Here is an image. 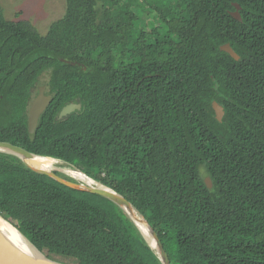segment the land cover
I'll return each instance as SVG.
<instances>
[{
  "label": "trees",
  "instance_id": "16d2710c",
  "mask_svg": "<svg viewBox=\"0 0 264 264\" xmlns=\"http://www.w3.org/2000/svg\"><path fill=\"white\" fill-rule=\"evenodd\" d=\"M66 2L45 35L0 5V75L11 69L0 82L28 86L51 65L57 92L34 137L19 113L0 118V140L65 160L123 194L172 264H264V0ZM225 42L240 60L221 50ZM77 95L82 110L56 121ZM213 99L226 108L223 122ZM0 214L67 264H162L114 202L3 152Z\"/></svg>",
  "mask_w": 264,
  "mask_h": 264
},
{
  "label": "water",
  "instance_id": "95a60500",
  "mask_svg": "<svg viewBox=\"0 0 264 264\" xmlns=\"http://www.w3.org/2000/svg\"><path fill=\"white\" fill-rule=\"evenodd\" d=\"M234 5L236 7V10L231 13L235 18L242 21L243 18L241 15V6L239 3H234ZM220 48L221 50L228 52L234 59L240 60L241 58L240 54L234 49V47L231 45L230 42H225L221 44ZM59 60H61L62 62L72 64V65H80L84 69H86V65L77 60H71V59H67L64 57H60ZM41 86H45V85H43L40 81H38L37 84L35 85V87H41ZM51 100H52V97L45 95L43 91H41L40 94L31 102L30 107H29V118H28V131L31 137L35 136L38 126L40 124L41 117L43 113L46 111V109L48 108L49 104L51 103ZM212 107L215 111V118L218 121L223 122L224 116L226 114V108L224 104H222L216 99H213ZM81 108H82L81 103H76L73 100L67 101L58 110L55 120L61 121V120L67 119L73 112L80 111ZM0 152L15 155L19 157L20 159L23 160V162L26 165H28L33 170L41 174L48 175L64 185H67L74 189L88 191L94 194L101 195L105 198H108L109 200L114 202L117 206H119L129 216V218L133 221L136 228L138 229L142 237L145 239L147 244L151 247V249H153V251L159 258L161 263L162 264H172L169 258V255L164 247V244L162 240L160 239L158 233L154 229V227L150 224V222L145 217V215L141 213L138 210V208L123 194L119 193L112 187L107 186L100 180L90 177L83 171L78 170L76 168H71L68 166H64V167L57 166L55 169H44V168L34 167L33 165L27 162L28 158L43 157V158H52V159L57 160L59 163L70 165V163L65 160L55 158V157L36 154L26 149L23 146H20L18 144H14L12 142L5 141V140H0ZM64 170L80 171L86 174L89 178H91V180L94 181L95 185L85 184L79 181L78 179H76L75 177L71 176L70 174L64 172ZM198 170H199V175L201 179L203 180L204 184L209 190L212 191L214 189L213 179L206 165L200 164ZM0 216L2 215L0 214ZM139 220L148 225L151 238L155 242V245L152 244L151 240L148 238V236L145 234V232L141 228ZM9 223L12 226H14L11 222ZM14 227L17 230H19L16 226ZM19 232H21L24 235V237L29 241V243L39 252V255L32 256L28 254L27 252L23 251L22 249H19L13 244L11 239L9 237H6L0 230V264H67L65 262L55 260V259L48 257L22 231L19 230Z\"/></svg>",
  "mask_w": 264,
  "mask_h": 264
},
{
  "label": "flooded vegetation",
  "instance_id": "af4514ba",
  "mask_svg": "<svg viewBox=\"0 0 264 264\" xmlns=\"http://www.w3.org/2000/svg\"><path fill=\"white\" fill-rule=\"evenodd\" d=\"M2 43H1V46H2ZM1 46H0V52H1ZM11 50L13 49H8V51H11ZM26 53L27 52H25L23 56V61H25L26 59L25 57ZM20 57L21 55L18 58ZM18 67H19V64L18 65L14 64L12 66V70L14 71V73L19 71ZM2 68L3 67H0V70ZM53 69L54 68L51 65L45 66V68L42 71H40L38 74L34 76L33 82L29 84L28 86H24L20 84V86L9 87L7 85L6 86L4 85L7 80L1 81L0 82V118L13 119V118H16L17 115L20 113V115L25 118L27 130H28L29 107H30L31 102L40 94L41 91H43L45 95L52 97V100L49 106L52 104L54 98L57 96V92L55 88L52 86ZM9 70L11 69H8L5 73L1 74L0 76H4L5 74L9 72ZM11 77H13V75ZM38 80L45 86L35 87V82ZM72 100L76 103H81L82 108H83V102L79 95L72 98ZM28 134H29V131H28Z\"/></svg>",
  "mask_w": 264,
  "mask_h": 264
},
{
  "label": "rangeland",
  "instance_id": "374dc122",
  "mask_svg": "<svg viewBox=\"0 0 264 264\" xmlns=\"http://www.w3.org/2000/svg\"><path fill=\"white\" fill-rule=\"evenodd\" d=\"M150 4L147 3L146 7ZM0 5L7 19H27L45 35L51 23L64 15L67 2L66 0H0ZM168 39L171 42L173 36L169 34ZM57 166L64 167V164L58 162Z\"/></svg>",
  "mask_w": 264,
  "mask_h": 264
},
{
  "label": "bare ground",
  "instance_id": "6f19581e",
  "mask_svg": "<svg viewBox=\"0 0 264 264\" xmlns=\"http://www.w3.org/2000/svg\"><path fill=\"white\" fill-rule=\"evenodd\" d=\"M27 162L34 167L37 168H44V169H55L57 167V160L52 158H43V157H36V158H28ZM64 172L70 174L71 176L75 177L79 181L88 184V185H95L94 181L91 180L86 174L80 171L74 170H64ZM140 226L151 240L152 244L155 245V242L151 238L150 230L147 224L140 221ZM0 230L2 233L11 239L13 244L22 249L23 251L27 252L30 255H39V252L29 243V241L24 237V235L19 232L14 226H12L7 220H5L2 216H0Z\"/></svg>",
  "mask_w": 264,
  "mask_h": 264
}]
</instances>
